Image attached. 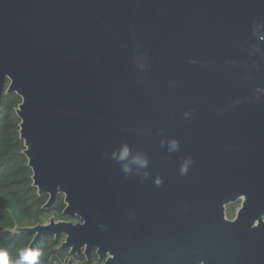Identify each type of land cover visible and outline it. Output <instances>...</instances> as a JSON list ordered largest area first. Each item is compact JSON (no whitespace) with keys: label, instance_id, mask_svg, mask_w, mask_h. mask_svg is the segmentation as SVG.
Here are the masks:
<instances>
[{"label":"water","instance_id":"obj_1","mask_svg":"<svg viewBox=\"0 0 264 264\" xmlns=\"http://www.w3.org/2000/svg\"><path fill=\"white\" fill-rule=\"evenodd\" d=\"M10 93L42 208L82 221L15 226L28 250L121 230L138 264H264V0H0Z\"/></svg>","mask_w":264,"mask_h":264},{"label":"trees","instance_id":"obj_2","mask_svg":"<svg viewBox=\"0 0 264 264\" xmlns=\"http://www.w3.org/2000/svg\"><path fill=\"white\" fill-rule=\"evenodd\" d=\"M19 103L20 97L16 93L3 94L0 102V253L4 254L8 264H16L22 253L34 251L28 250L31 236L24 232L14 233L13 228L40 223L49 212L62 217L65 206L63 196L58 195L50 210L42 208L47 195L39 196L32 186V172L22 153L23 141L19 138L20 120L15 113ZM39 244L40 255L36 259L43 264H53L48 241Z\"/></svg>","mask_w":264,"mask_h":264},{"label":"flooded vegetation","instance_id":"obj_3","mask_svg":"<svg viewBox=\"0 0 264 264\" xmlns=\"http://www.w3.org/2000/svg\"><path fill=\"white\" fill-rule=\"evenodd\" d=\"M240 204H241V200L239 199L225 206L226 218L233 219L236 215L238 208L240 207ZM62 217H59L58 219H56L55 217L54 218L55 221H60V220L68 221L69 219H72V221L69 222L82 223V221L77 217L68 218L63 215ZM43 221L45 220L43 219L40 222V224H45ZM48 221L46 223H48ZM29 235L31 236V241H32L34 234H29ZM65 238H66L65 234H61L58 236L55 235L41 236L37 240L36 245H34L32 248L34 249V251L39 252L40 250L39 242L41 241L45 243L48 241L49 243L48 249H50L49 257H51V259H54L53 264H133V263L138 264L137 248H136V255H134L133 257L130 256V260L133 263L128 261L127 256L123 252L124 240L122 237L121 230L108 231L105 240H104V235L101 237L102 241H99L95 237H92L87 243H83L80 246L76 245L75 247L62 246V244L65 242ZM151 245H152V238H151ZM117 249L120 252L118 255L115 254V250ZM37 264H43V263L37 260Z\"/></svg>","mask_w":264,"mask_h":264},{"label":"clouds","instance_id":"obj_4","mask_svg":"<svg viewBox=\"0 0 264 264\" xmlns=\"http://www.w3.org/2000/svg\"><path fill=\"white\" fill-rule=\"evenodd\" d=\"M40 255L38 251H28L21 254V259L16 262V264H23L27 261L28 264H37V259ZM0 264H8V261L4 258V254L0 253Z\"/></svg>","mask_w":264,"mask_h":264},{"label":"rangeland","instance_id":"obj_5","mask_svg":"<svg viewBox=\"0 0 264 264\" xmlns=\"http://www.w3.org/2000/svg\"><path fill=\"white\" fill-rule=\"evenodd\" d=\"M51 216H54L56 219L59 218V216L56 214V213H53V212H49L43 219L45 221H43L44 223H46L48 221V218L51 217ZM68 221H72V219H69ZM29 250H34L33 248L29 249Z\"/></svg>","mask_w":264,"mask_h":264}]
</instances>
